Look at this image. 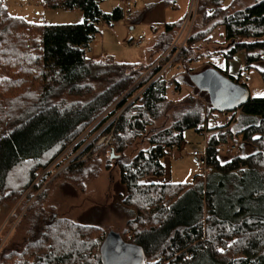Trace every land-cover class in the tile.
I'll return each mask as SVG.
<instances>
[{
	"label": "trees",
	"instance_id": "obj_1",
	"mask_svg": "<svg viewBox=\"0 0 264 264\" xmlns=\"http://www.w3.org/2000/svg\"><path fill=\"white\" fill-rule=\"evenodd\" d=\"M100 1L41 0L45 8L79 9L84 17L76 24H46L12 16L0 0V206L22 198L24 205L30 202L28 215L57 180L82 187L103 159L106 167L114 161L125 190L121 204L131 212L119 234L143 248L144 264H264V95L230 113L229 123L237 122V113L245 118L238 155L222 150L227 137H234L230 124L218 126L205 140V176L186 183L145 182L163 175L161 160L183 143L185 130L200 132L209 117L224 114L212 108L191 76L214 68L246 86L241 74L234 77L213 64L201 71L190 66L200 60L199 43L210 41L216 27L230 44L224 56L243 50L242 69L259 65L264 83V0H232L227 6L223 0H198L181 47L174 43L185 17L165 25L157 42L160 57L148 65L87 57L97 24L112 26L124 15L120 7L102 11ZM168 64L182 68L170 79L161 72ZM181 83L192 92L170 100L168 89ZM119 110L101 133L110 134V141L103 146L94 140L77 153L80 135L105 113L100 123ZM139 140L147 147L131 152ZM244 145L253 151L242 153ZM67 148L75 154L72 162L50 181L49 172L40 176ZM106 232L99 224L58 217L8 243L0 264H103Z\"/></svg>",
	"mask_w": 264,
	"mask_h": 264
},
{
	"label": "rangeland",
	"instance_id": "obj_2",
	"mask_svg": "<svg viewBox=\"0 0 264 264\" xmlns=\"http://www.w3.org/2000/svg\"><path fill=\"white\" fill-rule=\"evenodd\" d=\"M5 1L12 13L26 9L27 17H24V15L22 17L17 16L26 20H38L46 24H76L84 19L83 13L79 9L45 8L41 0ZM231 1L223 0V5L227 6ZM190 4L191 0H177L176 6H174L172 0H131V6L124 11V0H101L100 8L102 11L110 12L113 8L120 7L124 15L114 22L112 26L104 22L97 24L98 32L90 41L88 48H86L87 57L94 60L110 57L118 63L139 65H148L155 62L160 57L161 52L155 49L153 45L156 37L165 30V18L163 15L167 12L172 19L167 23L177 22L180 16L188 13ZM222 33L223 28L218 26L212 31L210 41L199 43L196 54L199 55L200 60L190 66L195 71H201L208 64H213L234 77L239 74L241 76L247 74L248 78H241V80L246 85L250 98L262 97L263 95L261 94H264V83L257 69L259 65L243 70L245 57L243 50L237 51L230 58L225 57L224 54L230 48V44L223 41L221 38ZM138 35L143 37L139 43L137 42ZM162 42L163 40L159 43ZM173 72V70L164 72V77L170 79L174 75ZM140 92L141 90L132 96L128 103L132 102ZM190 92H192V88L185 83H181L179 87L173 84L168 89L167 96L170 100L178 101ZM199 98L202 101L203 108H205L204 97L199 96ZM230 113L228 112L225 115L226 117L216 115L219 126L230 124L228 127L234 134V137H227L225 143L222 144L223 148L229 141L237 140L240 142L243 139V133L235 127L240 125L241 121L237 122L236 125H232V123H235L234 121L229 123ZM119 114L120 110L114 112L106 121L100 123L99 121L106 117L105 113L104 116L89 126L75 141V143L78 142L80 144L77 153L94 140L96 145H106V141L109 137L111 138V135L105 134L101 136V133ZM238 116L239 113L236 114L235 119ZM212 118L215 117H209L208 121L210 123L205 124L207 129L214 128L213 126L216 124V122L210 120ZM183 137V143L178 148L167 152L161 160L164 166L161 177L165 181L173 183L192 182L194 176L198 174V163L192 156V151L194 149L198 151L204 150V136L201 132L194 129H187L184 131ZM146 147L147 144L139 140L138 144L132 147L131 152ZM69 148L42 171L40 176L45 172H49L50 181L68 166L75 157V154H67ZM243 150L242 153H250L253 148L249 145H244ZM104 163L103 159L97 175L86 180L82 187L71 185L61 179L54 182L46 190V193L44 192L45 196L34 208L35 210L28 215H25V212L30 202L24 205L25 201L22 198L15 203L1 205L0 251L12 241H22L30 236L31 232H39L43 226L53 223L58 217L77 223L99 224L107 232L111 230L121 234L127 218L131 216V212L121 204V198L125 190L120 183L118 167L114 161L110 162L109 167H106ZM38 192H36V195Z\"/></svg>",
	"mask_w": 264,
	"mask_h": 264
},
{
	"label": "water",
	"instance_id": "obj_3",
	"mask_svg": "<svg viewBox=\"0 0 264 264\" xmlns=\"http://www.w3.org/2000/svg\"><path fill=\"white\" fill-rule=\"evenodd\" d=\"M199 88L204 89L212 108L221 113L232 112L250 100L246 86L235 83L219 70L210 68L202 73L191 76ZM111 158L114 154L111 153ZM143 248L129 243L115 231H109L102 247L103 264H144Z\"/></svg>",
	"mask_w": 264,
	"mask_h": 264
},
{
	"label": "built area",
	"instance_id": "obj_4",
	"mask_svg": "<svg viewBox=\"0 0 264 264\" xmlns=\"http://www.w3.org/2000/svg\"><path fill=\"white\" fill-rule=\"evenodd\" d=\"M197 1L198 0H191L189 11L186 14L185 21H184V24L182 27V31L185 33L184 40H185L186 36L188 35L190 28L192 26V23H193V20L195 17V13H196ZM130 6H131V0H124L123 10L125 11ZM142 39H143L142 36H138L137 42L139 43ZM184 40H183V42H184ZM183 42H182V44H183ZM174 46L178 49L181 47L180 45H177L176 43H174ZM198 62H199V60L194 61V63H198ZM169 65L170 64L166 65V67L163 68L161 72H166ZM178 69L179 70L182 69L180 65L178 66ZM241 78L247 79L248 75L244 74L243 76H241ZM226 119H228V118H226ZM200 130L205 131L203 126L200 127ZM206 136H207V134H206V132H204V138L205 139H206ZM109 140H110V137L106 141V144L108 143ZM224 150L230 156L238 155L240 153V142L237 140L229 141V142H227V144H225ZM192 156L196 159V161L198 163V169H197L198 174L201 176H205L208 172L207 161H206V143H205V147H204L203 151H198V150L194 149L192 151Z\"/></svg>",
	"mask_w": 264,
	"mask_h": 264
},
{
	"label": "crops",
	"instance_id": "obj_5",
	"mask_svg": "<svg viewBox=\"0 0 264 264\" xmlns=\"http://www.w3.org/2000/svg\"><path fill=\"white\" fill-rule=\"evenodd\" d=\"M5 4H6V6H7V9H8V11H9V13L11 14V15H13V16H23L24 15V17H27V13H26V9L25 10H20L21 12H18V11H15V12H10V7L8 6V4L6 3V1L5 0H2ZM172 2H173V4H174V6H176V2H177V0H172ZM31 12H33V11H31ZM34 13V12H33ZM164 16V22H165V25L167 24V22H169V21H171L172 19L169 17V14H167V12L163 15ZM184 16L186 17V15L185 14H183L182 16H180L179 18H178V21L177 22H179L181 19H183L184 18ZM29 21H32V20H29ZM34 22H40V21H38V20H33ZM155 29V28H154ZM138 36H141V35H138ZM160 36H161V34L159 35V36H157L156 37V39H155V42H154V45H153V47L155 48V49H157L158 51H160L161 52V50H162V45H159L157 42H158V39L160 38ZM184 37H185V34H184V32L182 31V29H181V31L179 32V34H178V36H177V39H176V41H175V43L177 44V45H180V44H182V42H183V40H184ZM143 38V37H142ZM159 59V58H158ZM158 59H156V60H158ZM194 63V62H193ZM178 66L179 65H175V64H170L169 66H168V69L166 70V72L167 71H174L173 72V74H176V73H178V72H180L181 71V69L179 70L178 69ZM221 115H223L224 117H226L225 115H226V113H224V114H221ZM211 121H214V122H216V124H215V126H213L214 128H210V129H207L206 127H205V125L203 126L204 127V129H205V131H200L201 132V134L204 136V132H206V134H207V136L209 135V134H212V133H214L215 131H216V127H218L219 126V123H217V117L216 118H212V119H210ZM243 120V122L245 121V118H243V116L241 115H239L238 116V120H237V122H240V121H242ZM209 123H210V121H208ZM208 122H207V124H208ZM236 122V123H237ZM236 123H232V125H236ZM243 126H244V124H240V125H237V126H235L236 128H237V130H239L240 132H242V128H243ZM206 136V137H207ZM204 140H206L205 138H204ZM176 148H178V147H174V148H172V149H169L167 152H169V151H172L173 149H176ZM222 150H224V148H222ZM225 151V150H224ZM223 151V152H224ZM244 151V150H243ZM226 152V151H225ZM167 154V153H166ZM164 167V166H163ZM195 177H196V175L194 176V178H193V180L195 179ZM145 182H148V183H153V182H169V181H165V180H163L162 179V177H158V176H151V177H149V178H147L146 180H145Z\"/></svg>",
	"mask_w": 264,
	"mask_h": 264
},
{
	"label": "snow or ice",
	"instance_id": "obj_6",
	"mask_svg": "<svg viewBox=\"0 0 264 264\" xmlns=\"http://www.w3.org/2000/svg\"><path fill=\"white\" fill-rule=\"evenodd\" d=\"M210 14V13H209ZM261 95H264V94H261ZM222 251V250H221Z\"/></svg>",
	"mask_w": 264,
	"mask_h": 264
}]
</instances>
